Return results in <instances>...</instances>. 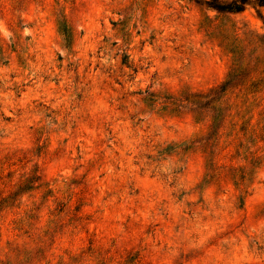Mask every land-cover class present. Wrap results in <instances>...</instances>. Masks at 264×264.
I'll return each instance as SVG.
<instances>
[{"label":"rangeland","instance_id":"obj_1","mask_svg":"<svg viewBox=\"0 0 264 264\" xmlns=\"http://www.w3.org/2000/svg\"><path fill=\"white\" fill-rule=\"evenodd\" d=\"M0 264H264V5L0 0Z\"/></svg>","mask_w":264,"mask_h":264},{"label":"trees","instance_id":"obj_2","mask_svg":"<svg viewBox=\"0 0 264 264\" xmlns=\"http://www.w3.org/2000/svg\"><path fill=\"white\" fill-rule=\"evenodd\" d=\"M204 2L207 3L210 7L217 10H229L234 12H240L244 10L246 4V0H232L229 3L221 2L220 0H209V1L204 0ZM257 3L259 5H264V0H257ZM229 78H230V74H229ZM229 80L230 79L227 78L222 86L227 85ZM225 89L226 88H224L223 90ZM209 95L210 98L213 95V90L210 91Z\"/></svg>","mask_w":264,"mask_h":264}]
</instances>
